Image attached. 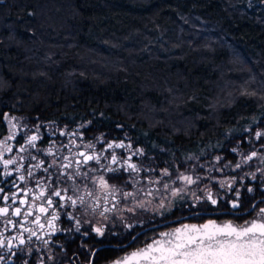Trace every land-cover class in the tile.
Here are the masks:
<instances>
[{"label": "trees", "instance_id": "trees-1", "mask_svg": "<svg viewBox=\"0 0 264 264\" xmlns=\"http://www.w3.org/2000/svg\"><path fill=\"white\" fill-rule=\"evenodd\" d=\"M5 116L127 137L156 168L235 162L264 127V0H0V138Z\"/></svg>", "mask_w": 264, "mask_h": 264}, {"label": "snow or ice", "instance_id": "snow-or-ice-1", "mask_svg": "<svg viewBox=\"0 0 264 264\" xmlns=\"http://www.w3.org/2000/svg\"><path fill=\"white\" fill-rule=\"evenodd\" d=\"M4 118L9 124V134L0 140V167L3 170L0 175L10 177L15 173L12 187H15L16 191L8 194L3 187H0V201H2V206H0V250L6 249L8 253L15 256L17 253L12 249H24L32 243L33 237L47 245L49 240L44 239V236L52 235L59 230L56 226V221L60 218L58 208L70 206L76 209L79 206L85 211L90 209L93 214H96L99 209V215L107 219L105 214L113 211L119 203L118 195H122L125 200L136 199V192L123 191L122 186L109 182V179H118L117 176L106 179L105 173H119L123 168L125 172L137 174L136 177H131L129 182L139 183L138 174L142 170H149L141 169L136 163L131 162L133 155H143L140 149L132 152L126 159L119 158L114 151L115 149H131L130 144L126 145L123 142L108 143L103 152H97L95 144L92 142L77 143L75 137L78 135V129L72 132L60 131L61 136L70 137L68 143L62 144L61 148H55V145L52 144L47 149H37V142L41 139L39 126H37V134H29L31 129L24 132L21 141H18L20 146L13 154V145L10 141L16 139L17 130L23 126L15 122V117L5 116ZM255 136L260 139L264 133L256 132ZM80 139L82 141L83 137L81 136ZM97 141L103 143L101 137H98ZM30 149L43 151L44 155L52 157L51 161L45 166V161L38 159ZM62 149H67V154H63ZM105 152H109V155L105 156ZM6 156L7 158H5ZM256 156L257 153L253 151L251 155L245 157L244 162L251 161ZM220 159L217 157L216 162L219 163ZM102 160L107 163H102ZM32 161H36V163H32ZM26 162L27 167L25 166ZM90 162L99 165V169L86 167ZM261 163H264V158H261ZM113 165H119V167H113ZM240 166L239 163L236 164L237 168ZM82 168H86V170L81 171ZM50 169L53 171L50 172ZM37 172L47 173V178L37 177ZM97 172L100 174L92 175ZM160 176H171V173L168 169H164ZM77 178L90 182L92 187H89V183H83V187H81ZM176 179L186 185H192L199 177L194 179L192 175L180 173ZM2 182L0 181V183ZM147 183L159 184L160 180L148 178ZM225 183L231 187L229 181H222L221 186ZM163 188L167 190L169 185L164 183ZM142 190L138 189V191ZM154 191H158V189L148 188L145 195L153 196ZM180 191L181 189H174L171 195L175 197L179 195ZM248 191L251 192L252 189L249 188ZM54 198H59V203ZM109 198L113 202L111 208L108 207ZM207 199L213 205L217 203L210 192ZM146 203L151 204V201H140L136 207L145 208ZM13 205L16 206L13 207ZM158 207L165 209L163 200L160 201ZM231 207L240 210L241 214L244 211L241 204L237 202H233ZM128 211H132V209H128ZM248 211L249 213L256 211V217L239 225L232 222L218 224L209 220L203 224L183 223L171 231H162L158 238L116 259L113 264H264V206L252 204ZM65 215L69 220H76L75 228L76 231H79L80 220L71 213H65ZM197 215L199 214L197 213ZM13 217L17 219H13ZM241 218L244 217L241 215ZM127 227L131 230L133 225L129 224ZM46 228L47 231H45ZM13 229H18L16 234L7 236L6 233ZM93 230L98 236L104 235L102 227H95ZM25 233H27V237H25ZM137 235H132L131 239L136 240ZM28 253L31 254V248H28ZM3 259L4 257L0 256V261ZM23 264H27V261L25 260Z\"/></svg>", "mask_w": 264, "mask_h": 264}, {"label": "flooded vegetation", "instance_id": "flooded-vegetation-1", "mask_svg": "<svg viewBox=\"0 0 264 264\" xmlns=\"http://www.w3.org/2000/svg\"><path fill=\"white\" fill-rule=\"evenodd\" d=\"M8 117H15V122L23 126L21 129L17 130L18 135L16 139L10 141L13 145V154L16 153V149L20 146L18 141H21L24 132L31 129L29 134H37V126H39V135L41 137L37 142V149H47L52 144L55 145V148H61L62 144L68 143L70 137L67 135L61 136L59 134L60 131L72 132L77 129L78 135L75 137L77 143L92 142L95 144L97 152H103L108 143L123 142L126 145L130 144L132 146L131 149H115L114 151L119 158L126 159L132 152L140 149L143 155H133L131 162L136 163L141 169L149 170H142L138 174L139 183L129 182L131 181V177H136L137 174L125 172L123 168L120 169L119 173H105L106 179L117 176L118 179H109V182L122 186L123 191L136 192L138 195L139 192L143 193L149 188L150 184L147 183V179L151 178L155 171L158 172L163 168H168L170 173L173 171L169 167L157 169L154 166L153 155L148 156L144 147L137 145L127 137H121L115 134L109 135L100 131H89L88 126L81 122L74 125H61L56 121L31 122L17 116ZM6 124L7 131L1 136L0 140L6 138L9 134V124L7 120ZM256 132L264 133L262 130H257L255 133ZM255 133L251 138L246 137L245 141L248 144L246 149H236L235 153L239 154L241 151H246V156L250 151L251 153L253 151L256 152L258 148L263 154V157H260V159L257 157L253 158L247 165L242 166V168L235 172L228 173L230 176L238 178L236 179L238 182L234 186L224 191L219 185L218 172H215L209 177L199 176V181H202L201 185L212 181L210 182V185L214 189L212 193L219 192L225 195V197L218 196L215 193L213 195L216 201H221V209L217 208L214 211H203L205 204H203L200 196L196 197L193 202L190 198L187 199L183 197L178 203V207L174 210V214L169 215L166 221L154 223L153 211L146 210L139 212L137 209L132 208H130L132 211H128L125 204L130 200V202L133 203V200L131 198L125 200L122 195L117 196L119 203L113 211L105 214L107 219L99 215V209L96 214H93L90 209L85 211L79 206L76 209L70 206L58 208L57 210L60 214V218L56 221V226L59 230L52 235L44 236V239L49 240L47 245L42 241H37L35 237H33L32 243L27 245L24 249H12L13 252L17 253L15 256L8 253L6 249L0 250V256L4 257V259L0 261V264H23L25 260L27 264H113L116 259L156 239L154 236L156 233L171 231L174 227H179L183 223L203 224L207 223L209 220H213L218 224L232 222L239 225L252 220L256 217L257 212L252 211L249 213L248 209L251 208V205L258 204L259 206H264V163H261V158H264V136L257 139ZM81 136L83 137L82 141L80 139ZM98 137L103 139V143L97 141ZM37 149H30V151L34 155H37L38 159H43L45 161V166H47V163L51 161L52 157L44 155L43 151H38ZM67 151V149H62L63 154H67ZM104 155H109V152H105ZM5 158H7V156ZM101 162L104 164L107 163L105 160ZM32 163H36V161H32ZM227 164L233 165L235 162L227 161ZM25 166L27 167V162ZM86 167H95L99 169V165H95L94 162H90ZM113 167H119V165H113ZM84 170H86V168L81 169V171ZM2 171V167H0V172ZM49 171L51 172L53 170L50 169ZM250 173H252L253 178L250 177ZM99 174L100 173L97 172L92 175ZM47 175V173L43 172L36 173L37 177L47 178ZM15 176V173L10 177L0 175V181H3L0 183V187H3L8 194L16 191L15 187H12V181L15 179ZM53 179H55V177H53ZM77 182L81 184V187H83V183H89V187H92L90 182L83 181L82 178H77ZM250 186L252 189L251 192L248 191ZM21 187H24V185H21ZM138 189L143 190L138 191ZM54 200L59 203V198H54ZM233 202L241 204V207L244 209L242 214L240 210L231 207ZM9 203H11V201H9ZM101 204L103 205L102 200ZM112 204L113 202L111 198H109L108 207L111 208ZM0 206H2V201H0ZM15 206L16 205H13V207ZM65 213H71L80 220L81 226L79 231H76L75 228L76 220H69ZM197 213L199 215H197ZM241 215L244 218H241ZM13 219L17 218L13 217ZM129 224L133 225L131 230L127 227ZM95 227H102L104 229V235L98 236L93 230ZM17 231L18 229H13L7 232L6 235L10 237L15 235ZM45 231H47V228ZM24 235L27 237V233ZM132 235H137L136 240L131 239ZM28 248H31V254L28 253Z\"/></svg>", "mask_w": 264, "mask_h": 264}, {"label": "rangeland", "instance_id": "rangeland-1", "mask_svg": "<svg viewBox=\"0 0 264 264\" xmlns=\"http://www.w3.org/2000/svg\"><path fill=\"white\" fill-rule=\"evenodd\" d=\"M256 122V121H255ZM258 124V123H257ZM252 125H255V123H250L248 126L244 127V131L248 132L247 137H252V135H254L255 131L257 130H262L264 131V127L258 126V128L255 129H251ZM245 152L246 151H241L239 152L235 164L231 165V164H227V161L224 160V158L222 156H219L221 159L219 161V163L216 162V158L210 159V160H206V161H202L200 160L201 157H197L194 155H189L186 156L184 158L183 156V160L182 162H184L186 165L185 167L181 168L178 167V163H174L173 165L171 164L172 162H174L175 159V155L174 154H169L171 152H168V154L170 155L168 164L174 166V171H171L172 175L171 176H160V173L163 172V169H160L158 172H154V175L151 177V179L155 180V179H159L160 183L159 184H150L149 188H152L153 190H157L158 191H154L153 196H146L145 195V191L143 193L139 192V194L136 196V199L133 200V203H131L130 201H128L125 205L127 206V209H137L139 212L140 211H146V210H151L153 211V215H154V223H158V222H162V221H166V219H168V216L171 214H174V210L178 207V203L181 201V199L183 197H186L187 199L190 198V200L193 202L196 197L200 196L203 204H205V208L203 211H214L217 208L221 209V201H217V203L215 205H213L210 200L207 199L208 193L210 192L212 194L213 199H215V197L213 196L214 193L218 196H222L225 197L224 194H220L219 192L216 193H212V191L214 190L212 188V186L210 185L209 181L206 184H202V181H199V179L196 181V183H193L192 185H186L184 183H182L181 181L177 180L176 177L180 174V173H184L187 175H192L194 179H196V177H209L212 174H214L215 172H218L219 176V185L221 188H223L224 191L230 189L232 186H234L238 181H236V179H238L237 177H233L230 176L228 173L231 172H235L238 169L242 168V166L247 165L249 161L244 162L245 157H247L248 155H251V151L248 153V155L245 156ZM256 153H257V158L260 159V157H263V154L259 151V149H256ZM245 156V157H244ZM254 157V158H256ZM240 164L241 166L239 168L236 167V164ZM225 165H227V167H225ZM159 169V168H157ZM168 169V168H166ZM169 170V169H168ZM246 174V173H245ZM250 177L253 178L252 173H250ZM234 178V179H233ZM175 181V182H174ZM222 181H229L231 182V187L228 186L227 183H225L223 186H221V182ZM213 182H218V181H213ZM245 182V181H244ZM167 183L169 185V188L167 190H165L163 188V184ZM181 189V191L179 192V195L177 196H172L171 193L174 189ZM251 188V186L249 187ZM217 196V197H218ZM151 201V204H147L145 205V208H139L136 207V204L140 201ZM163 200L164 204H165V209H159V203L160 201ZM216 200V199H215ZM217 205V207H216ZM159 233H156L154 236L155 238H158Z\"/></svg>", "mask_w": 264, "mask_h": 264}]
</instances>
